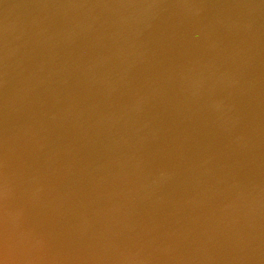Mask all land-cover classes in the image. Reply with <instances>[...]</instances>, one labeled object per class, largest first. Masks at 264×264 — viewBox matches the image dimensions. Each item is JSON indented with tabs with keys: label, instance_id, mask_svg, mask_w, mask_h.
<instances>
[{
	"label": "water",
	"instance_id": "water-1",
	"mask_svg": "<svg viewBox=\"0 0 264 264\" xmlns=\"http://www.w3.org/2000/svg\"><path fill=\"white\" fill-rule=\"evenodd\" d=\"M0 264H264V0H0Z\"/></svg>",
	"mask_w": 264,
	"mask_h": 264
}]
</instances>
